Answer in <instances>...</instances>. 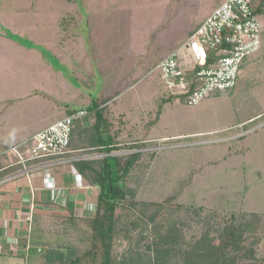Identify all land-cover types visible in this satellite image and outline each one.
<instances>
[{
	"label": "rangeland",
	"instance_id": "374dc122",
	"mask_svg": "<svg viewBox=\"0 0 264 264\" xmlns=\"http://www.w3.org/2000/svg\"><path fill=\"white\" fill-rule=\"evenodd\" d=\"M224 1L52 0V4L63 8L59 10V18L44 26L42 33L37 30L31 34V39L37 41L35 54L39 53L43 62L42 79L29 67L26 76L30 80L18 85L8 83V76L0 74V135H10L12 128L20 124L32 127L40 118L39 102L49 111L42 118L49 117L56 104L58 121L64 118V109L78 113L81 108L88 109L91 100H108L114 121L112 134L121 129L118 138L121 145L154 143L149 150L142 149L144 155L129 180L115 182L117 197H123L127 184L134 190L136 200L161 203L184 186L178 203L169 205L162 218L177 208L175 204L196 208L197 214L193 213L196 217L188 220L189 226L183 230L188 241L197 239L209 228L221 230L227 221L238 225L244 218H251L247 214L256 213L261 219L255 232L247 235L245 245L249 248L257 241V257L261 262L264 260V15L258 17L263 26L262 48L242 63L234 89L217 92L196 106L174 99L164 104L161 115L156 117L162 99L169 97L158 64L187 41L190 31ZM15 39L25 46L32 44L23 42L25 37ZM180 61L189 67L190 61L184 58ZM39 82H43L41 92L48 94L47 102L34 94ZM127 153L117 152V156ZM150 153L156 154L153 160ZM123 213L122 222L130 228L131 239L122 233L118 235L114 248L117 255L132 242L147 241L140 235L145 223L139 222L143 226L135 230L130 226L131 221L140 219L139 214L128 209ZM34 215L31 230L26 226L30 246L37 239L45 248L64 249L63 252L68 247L77 252L88 247L89 230L82 219L93 216L73 214V219L66 216L51 220ZM179 216L184 219L187 215L183 212ZM23 248L19 256L25 253ZM20 260H16L18 264Z\"/></svg>",
	"mask_w": 264,
	"mask_h": 264
},
{
	"label": "trees",
	"instance_id": "16d2710c",
	"mask_svg": "<svg viewBox=\"0 0 264 264\" xmlns=\"http://www.w3.org/2000/svg\"><path fill=\"white\" fill-rule=\"evenodd\" d=\"M249 1L256 16L264 15V0ZM185 67L188 66L183 65L181 69H187ZM174 99H179L182 103L187 104L186 95L173 96L169 94V97L162 99L160 108L156 112L157 119L162 113L161 107ZM107 103L108 100L92 101L88 107V110L94 114L95 120L92 126L80 131L74 127L72 132V139L76 135L85 136L79 142L80 152L70 154L72 150H69L68 154L62 156H89L96 151L107 154V157L100 160H79L73 163L78 175L82 176L89 185L100 188L95 216L82 219L89 230L88 247L81 252L73 251L68 247L67 252H63L64 249L45 248L42 242L36 239L32 242L34 245L30 247L28 254L21 257L26 259V264H264V260L259 262L257 257L255 246L257 241L253 242L249 248L245 245L247 235L255 232L258 226L257 221L261 219L256 213L247 214L251 218H244L245 220L239 222L238 225L233 221H227L221 230L209 228L197 239L188 241L183 230L189 226L187 221L196 217L193 215L197 211L196 208L175 204L177 208L171 209L170 213L162 218V213L166 208L177 202L184 186L179 193L166 197L161 203L136 200L134 190L128 188L127 184H124L123 187V197H117L118 188L115 182L119 184L129 180L144 154L141 151L126 156H110V154L142 150L153 144L121 145L118 140L121 129L119 128L115 135L112 134L114 121L111 119ZM99 148L100 150H97ZM150 155L152 160L156 156L155 153H150ZM40 161H31L28 164L32 165ZM21 168V165L14 166L5 170V174L0 171V179ZM127 209L137 212L140 217L137 221L130 222L131 229L141 228L143 225L139 222L145 223L144 232L140 235L142 240L147 241L146 244L132 242L126 251L117 255L114 248L118 235L122 233L128 240L131 239L130 228L122 222L123 212ZM183 212L187 215L184 219L179 216ZM214 231H216L215 235H213Z\"/></svg>",
	"mask_w": 264,
	"mask_h": 264
},
{
	"label": "crops",
	"instance_id": "0c3cea01",
	"mask_svg": "<svg viewBox=\"0 0 264 264\" xmlns=\"http://www.w3.org/2000/svg\"><path fill=\"white\" fill-rule=\"evenodd\" d=\"M61 1L67 2L69 0ZM62 9L60 5L52 4V0H46L45 2L42 0H0V74L8 76V83L18 85L27 82L28 79L30 80L26 76L28 67L30 71L39 74L40 80L42 79L43 62L41 55L39 53L35 54L37 51L35 42L37 41L31 39V34L38 32L37 30L41 31L44 26L47 27V25L56 22L59 18V10ZM204 21L196 25L194 30ZM194 30H191L190 33ZM15 37H25L26 39L23 42H31L32 44L31 46H25L20 39H15ZM42 85L43 82H39L38 87H36L37 92H34V94L40 96L41 101L47 102L49 99L48 94L42 93ZM26 90L33 89L28 88ZM49 93L51 94V91ZM39 103L37 110L39 117L42 118L49 111L43 109L42 102ZM91 103L92 100L86 108ZM80 110L87 111L88 114L75 121V128L79 131L90 128L95 120L94 114L88 109L81 108ZM63 112L65 114L64 118L76 114L75 112L70 114V111L66 109ZM57 114L58 106L55 104L50 116L42 119L38 117L39 120L33 122L32 127L20 124L16 129L15 127L12 128L10 135H0V140H2L0 143L1 173L4 172L5 174V170L14 166H22L20 170L9 175L6 174L7 176L5 175L0 179V247L3 248L0 252V264H18L16 260L20 259L21 264H23L25 260L21 257L26 255V251L22 256H19L18 253L23 246L25 250L24 244L30 242L26 241L27 223L24 218L30 213L33 195L35 196L33 205L35 206L34 213L36 217L61 220L66 216L72 218L73 214H80L83 217L95 216L100 188L89 185L82 176L78 175L73 163L79 160H100L107 157V154L96 151L92 155L82 157H68L67 155L62 160L49 163L40 161L32 165L27 163L24 166L18 163L19 159L16 156L7 152L12 147L24 144L32 136L57 122ZM83 137L85 138L84 135L82 137L76 135L72 139L70 154L80 152L79 142L81 139L83 140ZM151 147L147 146L145 150H149ZM97 150H100V148ZM137 151L142 152V150H131L127 151V154H133ZM110 156H117V153L110 154ZM121 191L119 189V192ZM8 241L13 246H8ZM8 248L10 250H7Z\"/></svg>",
	"mask_w": 264,
	"mask_h": 264
},
{
	"label": "built area",
	"instance_id": "2783aa9c",
	"mask_svg": "<svg viewBox=\"0 0 264 264\" xmlns=\"http://www.w3.org/2000/svg\"><path fill=\"white\" fill-rule=\"evenodd\" d=\"M262 34L263 26L249 0L224 1L187 41L158 64L169 94L186 95L187 104L196 106L217 92L234 89L242 63L262 48ZM182 58L190 61L185 70L181 69ZM87 114L81 110L67 116L7 152L16 156L18 163L24 166L36 160L46 163L62 160V156L70 152L75 121ZM34 199L33 195L30 213L24 218L30 230ZM7 245L13 246L9 241ZM30 247L28 242L26 254ZM2 249L0 247V252Z\"/></svg>",
	"mask_w": 264,
	"mask_h": 264
}]
</instances>
